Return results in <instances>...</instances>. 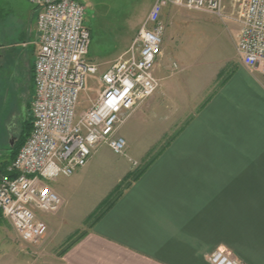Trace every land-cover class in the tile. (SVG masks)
<instances>
[{"label": "crops", "instance_id": "0c3cea01", "mask_svg": "<svg viewBox=\"0 0 264 264\" xmlns=\"http://www.w3.org/2000/svg\"><path fill=\"white\" fill-rule=\"evenodd\" d=\"M162 61L153 72L159 85L165 77ZM227 64L231 70L219 76ZM227 64L199 81L195 104L171 110L164 122L165 133H172L162 145L160 138L142 156L127 159L136 163L146 158L150 163L61 254L58 264H209L208 255L218 249L242 264H264L263 78L240 60ZM154 95L140 110L143 114L158 104ZM179 119L180 125H171ZM10 148H5L0 164L10 162ZM120 172L103 198L123 178ZM45 222L48 245L55 222ZM7 238L0 236V264H40L25 256L19 239L16 246L15 239Z\"/></svg>", "mask_w": 264, "mask_h": 264}, {"label": "built area", "instance_id": "2783aa9c", "mask_svg": "<svg viewBox=\"0 0 264 264\" xmlns=\"http://www.w3.org/2000/svg\"><path fill=\"white\" fill-rule=\"evenodd\" d=\"M36 9V52L32 70V129L0 177V215L30 248L41 245L48 226L39 215L63 206L50 184L83 169L98 147L116 156L126 141L116 131L123 118L159 88L153 72L163 57L164 10L181 9L225 18V0H153L125 54L99 74L88 60L90 32L76 0H25ZM239 27L236 52L241 63L259 72L264 90V0H233ZM232 9V8H231ZM98 75L100 92L87 111L79 110L88 77ZM17 239V240H18ZM218 249L209 264H242Z\"/></svg>", "mask_w": 264, "mask_h": 264}, {"label": "rangeland", "instance_id": "374dc122", "mask_svg": "<svg viewBox=\"0 0 264 264\" xmlns=\"http://www.w3.org/2000/svg\"><path fill=\"white\" fill-rule=\"evenodd\" d=\"M76 1L84 8V26L90 32L88 60L97 66L100 74L125 54L140 24L146 19L149 4L153 0ZM225 4V18L219 19L181 9L164 10L162 19L165 33L161 61H164L166 68L165 74H161L162 77L165 76L159 85L161 87L154 95L158 104L152 112L143 114L140 110L146 108V100L138 110L135 109L123 118L116 131L117 136L126 141L123 156L114 155L102 145L95 149L83 169L70 178H59L50 184L62 198L63 206L60 213L39 216L47 222L51 218L54 220L55 233L48 245L44 241L50 234L49 230L38 247L30 248L25 245V256L37 259L40 264H58L63 249L88 229L91 223V220L86 221L88 216L93 213L100 198L114 185L119 177L118 173L121 171L120 176L123 178L111 192L123 183L126 175L139 171L146 163V158L142 162L137 160L136 163L127 159L142 156V151L150 149L160 138L162 145L172 133H165L168 124L164 122L171 110H177L187 102L195 104L193 96L197 94L201 79L213 77L215 70H221L230 60H240L235 45L239 32L234 21L237 10L233 8V0H225ZM35 15L36 9L25 0H0V157L5 153V148L9 145L12 147L21 137L22 127L26 122L32 129L30 102L33 100L34 88L30 77L36 52V34L33 29ZM231 68L227 64L221 77L227 75ZM157 78L161 79L160 73ZM84 89L86 90L79 100L81 112L92 106L97 93L102 89L98 75L88 77ZM136 111L140 112L135 114ZM180 121L181 119L175 123L171 121V125H180ZM160 144L146 153L149 155L146 157L154 154ZM73 231L75 232L64 240ZM2 235L11 241L15 239V245L20 246L14 230L0 215V236Z\"/></svg>", "mask_w": 264, "mask_h": 264}, {"label": "trees", "instance_id": "16d2710c", "mask_svg": "<svg viewBox=\"0 0 264 264\" xmlns=\"http://www.w3.org/2000/svg\"><path fill=\"white\" fill-rule=\"evenodd\" d=\"M221 75L222 74H219V76ZM31 83H32V79H31ZM30 130H31L30 124L26 122V124H24L22 127L21 137L17 140V142L9 150L10 162L3 163V165L0 164V177L6 175V169L8 168V165H10L11 162L17 156L18 154L17 152H19V150L25 143L26 139L30 135V132H31ZM149 163L150 162H146L143 165V167L139 169V171L130 172V174L126 175V177H124L122 181L123 183L121 185H118L113 190V192H111L107 197L104 198V200L96 207V209L93 210V213H91L90 216H88L86 221L91 220V223H89V227L91 226L92 223L100 219L107 212V210H109L112 207V205L119 199V197L123 194V192L127 190L131 186V184L134 183L139 178V176L142 174V171H144L147 168ZM78 238L79 237L77 236V238L70 241L68 246L65 249H63L64 250L63 252H65L66 249L70 248L77 241Z\"/></svg>", "mask_w": 264, "mask_h": 264}]
</instances>
